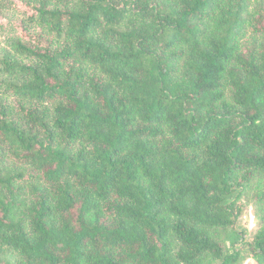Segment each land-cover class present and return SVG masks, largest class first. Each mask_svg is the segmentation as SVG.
<instances>
[{
	"label": "trees",
	"instance_id": "1",
	"mask_svg": "<svg viewBox=\"0 0 264 264\" xmlns=\"http://www.w3.org/2000/svg\"><path fill=\"white\" fill-rule=\"evenodd\" d=\"M244 251L264 264V0H0V264Z\"/></svg>",
	"mask_w": 264,
	"mask_h": 264
},
{
	"label": "rangeland",
	"instance_id": "2",
	"mask_svg": "<svg viewBox=\"0 0 264 264\" xmlns=\"http://www.w3.org/2000/svg\"><path fill=\"white\" fill-rule=\"evenodd\" d=\"M241 215L236 222V229L244 232L247 239H250L260 228V220L255 215V208L252 201L244 199L241 202ZM244 251L243 257L238 264H256L255 261Z\"/></svg>",
	"mask_w": 264,
	"mask_h": 264
}]
</instances>
